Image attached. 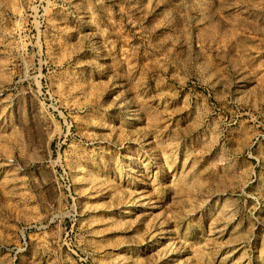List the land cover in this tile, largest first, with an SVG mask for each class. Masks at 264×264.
<instances>
[{"label":"rangeland","instance_id":"1","mask_svg":"<svg viewBox=\"0 0 264 264\" xmlns=\"http://www.w3.org/2000/svg\"><path fill=\"white\" fill-rule=\"evenodd\" d=\"M0 264H264V0H0Z\"/></svg>","mask_w":264,"mask_h":264},{"label":"built area","instance_id":"2","mask_svg":"<svg viewBox=\"0 0 264 264\" xmlns=\"http://www.w3.org/2000/svg\"><path fill=\"white\" fill-rule=\"evenodd\" d=\"M60 181L63 183V189L68 193L69 197L72 198L71 185L67 177L60 176Z\"/></svg>","mask_w":264,"mask_h":264},{"label":"bare ground","instance_id":"3","mask_svg":"<svg viewBox=\"0 0 264 264\" xmlns=\"http://www.w3.org/2000/svg\"><path fill=\"white\" fill-rule=\"evenodd\" d=\"M137 205L135 203L131 204L129 208H135ZM127 213V212H126Z\"/></svg>","mask_w":264,"mask_h":264}]
</instances>
